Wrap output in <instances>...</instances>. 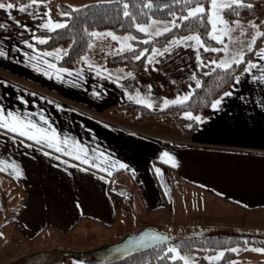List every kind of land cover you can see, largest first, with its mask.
<instances>
[{
  "label": "crops",
  "instance_id": "1",
  "mask_svg": "<svg viewBox=\"0 0 264 264\" xmlns=\"http://www.w3.org/2000/svg\"><path fill=\"white\" fill-rule=\"evenodd\" d=\"M51 1L30 5L24 12L12 9L11 15L9 10L0 9V23L7 22V27L0 28V49L6 53L0 54V104L21 114L27 112L38 124L55 128L61 139L67 136L69 145L73 141L86 145L87 158L92 163L0 128V158L16 161L24 172L17 177L11 167L5 171L0 166V174L5 176L11 195L17 199L16 205H8L4 195L7 215L0 207V233H3L0 264L5 261V230L8 237L18 235L34 244L48 228L66 232L82 217L106 224L123 212L128 216L141 213L137 216L141 226L161 231L171 240L210 235L264 237L261 67H254L251 72L243 69L240 81L233 79L225 90H231L232 95L224 98L219 109L211 108L206 115L209 119L199 121L187 140L180 139V130L169 117H145L133 125L132 116L117 106L139 103L143 98L152 101L151 109H160L165 97L174 99L191 91L196 86L192 75L201 66L197 52L203 61L204 47H193L194 41H186L187 47L173 44L168 51L165 46L171 38L163 46L155 47L159 51L153 53L151 48L145 64L131 72V76L122 66L106 63V57L120 51H101L93 58L88 50L76 65L61 66L55 54L47 55L53 50L37 47L32 39L37 31H48L39 27L47 16L46 10H55L62 2ZM12 16L21 24H16ZM249 19L239 20L240 24L230 21L235 35L231 38L224 35L223 42L215 40L220 43L221 51L212 60L231 57L241 49L247 51L245 45L258 30L248 24ZM23 24L29 27L24 28ZM241 28L246 31L241 32ZM25 39L29 44L23 43ZM229 42L232 48L228 46L226 53L223 49ZM32 44L36 47H31ZM149 56L155 60L149 61ZM258 59L255 54L253 61ZM45 61L73 71L61 73L57 78ZM48 71L52 74L47 75ZM40 114L47 116V121H41ZM13 135L17 137L15 140ZM41 148L45 151H40ZM165 151L176 157V164L159 158ZM104 155L108 156L107 160L103 159ZM119 161L128 167L113 166ZM95 163L101 167H93ZM156 168L161 169L159 174ZM140 228L133 223L126 228L129 231L123 232L134 234ZM175 230L179 235L170 237ZM121 234L115 238L109 236L106 242H116ZM248 245H239L231 262L264 264V253L254 250L260 246L251 244L253 247L249 248ZM43 253L32 252L31 262L84 264L86 261L84 257L58 260L54 254ZM215 253L216 250L209 254ZM110 255L109 258L118 256L116 252ZM21 257L26 258V254ZM94 259L101 260L97 256ZM196 264H200V258Z\"/></svg>",
  "mask_w": 264,
  "mask_h": 264
},
{
  "label": "trees",
  "instance_id": "2",
  "mask_svg": "<svg viewBox=\"0 0 264 264\" xmlns=\"http://www.w3.org/2000/svg\"><path fill=\"white\" fill-rule=\"evenodd\" d=\"M29 0H11L15 4L28 2ZM8 2V0H4ZM196 2L205 3L206 0H112L95 1L86 3L76 8L70 7L67 3L61 2L58 9L51 10L54 20H67L61 28L48 31H37L35 36H47L49 39L41 42L36 40L37 47L45 50L61 49V59L57 60L61 66H72L80 62L81 56L87 51L92 39L93 31L111 30L117 34L130 32L133 39L130 42L135 45L132 49H126L106 58L108 65H120L129 72L139 70L146 62L147 54L151 48L163 46L173 37L183 36L190 32H198L204 39L205 44L213 48H220V43L208 37L206 32L209 30V22L206 17L203 21L196 18L182 20L181 16L186 12V7L194 5ZM251 3V8L234 6L235 11H224L225 19L246 20L252 18L260 25L259 31H264V0H245ZM125 4L127 8L125 9ZM128 12L126 16L124 13ZM62 12H71L70 16L61 15ZM236 13H239L238 15ZM135 17V19H133ZM178 19L177 23L167 32L155 35L148 40L146 33L136 29V23L147 22L150 19ZM264 43V37H257L253 50L245 51L246 60H253L258 49ZM148 51L140 56V59H133L139 55L140 50ZM219 52H201L204 63L196 70V78L200 81L199 85L191 90V96L183 103L168 104L160 109H151L139 103L126 102L117 107L132 116L130 123L137 124L145 117L159 118L169 117L179 128L180 139L187 140L198 121L182 115L185 111H192L194 114L206 116L211 112L210 102L221 92L225 91L234 79L235 73H240L246 66L232 64L231 68L223 69L217 65L210 64ZM192 127L189 128L188 125ZM0 207L7 215L8 208L4 204V194L0 193ZM179 250L196 252L200 257V264H230L234 253L226 251L219 261H207L204 257L206 253H212L216 249H231L233 245L253 244L264 247L263 236H238V235H210V236H187L171 240ZM165 244L152 246L146 249L126 253L123 256L107 260L84 261V264H182L179 259L172 261L168 259L169 253L162 250L167 248Z\"/></svg>",
  "mask_w": 264,
  "mask_h": 264
},
{
  "label": "snow or ice",
  "instance_id": "3",
  "mask_svg": "<svg viewBox=\"0 0 264 264\" xmlns=\"http://www.w3.org/2000/svg\"><path fill=\"white\" fill-rule=\"evenodd\" d=\"M207 2V7L205 6V3H200L196 2L194 6L192 7H186V15L181 16L182 20H188L190 17L191 18H196L201 21L206 17L207 21L210 24V30L206 32V35L214 40L221 41L223 42V37L224 35H229V38H231L230 35V21L225 19L224 17V11L229 10V11H235L234 6H239V7H245V8H251L252 5L251 3H245V0H206ZM44 3V0H29L28 4L25 3H19L15 4L11 2V0H8V2H4V0H0V9H6L9 10V15H11V10L18 8L20 11L24 12L27 11L29 6H36L39 4ZM149 4H151V0H149ZM70 7L76 8L77 6L72 5ZM127 8V5L125 4V9ZM47 16L43 20V23L39 25L41 28H46L50 31L55 30L57 28L63 27L65 24H67V20L60 21V20H54L51 16V9H47ZM126 16L128 15V12L125 11L124 13ZM237 15L239 13H236ZM61 15L63 16H70L71 12H62ZM12 18L15 20L16 24H21V21L19 19H16L14 16ZM135 19V17H133ZM160 23L159 21L152 20L150 23H136L134 27L136 29H139L141 32L148 33L150 31V26L153 24H158ZM235 24H240L241 21L236 20L234 22ZM172 25L176 24L175 19L171 22ZM248 24L252 25L254 29H259L260 25L254 23V21H248ZM7 27V22L5 23H0V28ZM22 27L28 28L29 26L27 24H23ZM169 31V27H163L157 29L155 32L156 35H160L162 32H167ZM241 32L246 31V29L241 28ZM105 33H101L98 31H93L92 35L93 36H103ZM106 34L111 36L113 40H118L120 41L119 48L121 51H123L125 48L127 49H132L135 47L134 44L129 43V39H133L131 37V34H125V37H120L117 35V33L111 31V30H106ZM264 37V31H259L257 30L255 34H253L250 37V42L245 45L247 50L251 52L253 50V45L255 44L257 37ZM151 36H147L146 39L151 40ZM32 39L34 40H39L41 42L49 39L47 36H33ZM186 41H194L195 43L192 45L193 47H198V46H203L205 51H215L219 52L221 51L220 48H213L210 45L205 44L204 39L201 37V35L198 32H190L188 35L183 36V37H173L172 41L169 42L165 46V48L168 51L172 50V45L173 44H184L186 47L188 46L185 42ZM24 44H29V40L25 39L23 40ZM91 46V45H89ZM31 47L35 48V44H32ZM39 51V50H37ZM61 49H55L53 52L47 53V55H53L55 54V58L57 60L61 59L60 52ZM148 50L143 49L140 50L139 55L134 56L133 59H140V56H143ZM159 51L155 47L152 48V52L155 53ZM224 52H228L229 49L227 46L224 47L223 49ZM0 54H6L3 49H0ZM163 54V52H161ZM256 54L260 57L258 60H251L248 59L246 60V54L243 49L235 52L231 57H223L221 60H211L209 61L210 64H216L220 68L223 69H229L231 68L232 64L235 63L237 65L241 64L243 61L244 64L246 65L244 67L245 72H251L254 67L260 66L262 71L259 76V79H264V64L261 62L264 61V47L256 49ZM84 59V58H82ZM155 57L154 56H149V61H154ZM197 60L200 61V64H203V61L200 58L199 52H197ZM49 65V68L52 71H55L57 78H60V74L64 72H70L73 71L68 68H59L57 65L51 61H45ZM200 66V65H198ZM33 67H38L37 65L33 64ZM39 70V69H38ZM47 75H51L52 72L48 71L46 72ZM128 75H133V73L129 72ZM242 73H235L234 79L236 82H239L241 79ZM192 78L196 80V84L199 85L200 81L196 79L195 73H193ZM253 79H257V77L253 76ZM235 87V85H233ZM191 88V86H190ZM127 92V90H126ZM139 95V93H137ZM232 95L231 90L229 91H223L221 92L215 99H213L210 102V107L212 109H219L222 106L224 98L227 96ZM191 96V91L185 92L183 95H177L174 99H168L167 97L164 98L163 103H161L160 107H166L168 104H175V103H183L189 99ZM131 98V97H130ZM21 100H23V97H20ZM139 103L147 105L149 108L153 106L152 101L150 99H139ZM57 107H60L58 104ZM183 116L189 117L195 121H202V120H207L209 117L207 116H202L200 114H194L192 111H185L182 113ZM47 116L40 114V120L41 121H47ZM189 128L192 127L191 124L188 125ZM0 128L9 130L12 133H17L22 135L23 137L30 138L32 141H36L38 143H46L48 147L56 149L58 152H65L67 151V154L69 156H75L76 159L81 160L84 163H89L91 164L92 161L91 159L87 158V153L88 149L87 146L84 144H81L79 141H73L71 145H69V141L67 136H65L63 139L60 138V136L57 134L56 129L52 127H45L41 124H38L35 120H33L27 112L24 114H21L19 112H16L14 110H8L0 104ZM17 137L15 135L12 136V139L15 140ZM28 147H31V145H27ZM40 151L44 152V148H41ZM46 155H53L52 152H46ZM57 159H62V157L57 156ZM160 159L165 160L167 163L170 164H176V157L165 151L160 154ZM99 159V157H98ZM104 160L108 159L107 155H104L103 157ZM65 163H70V161H65ZM118 164L119 167L126 168L128 167L124 162L119 161L115 162L113 166H116ZM0 166H4V170L7 171L8 167L12 168V174L19 177L24 175V172L22 170V167L16 162V161H11L8 162L4 160L3 158H0ZM79 167V165H77ZM95 168H100L101 164L100 163H95L93 165ZM87 171V169H84ZM104 171H108V168H104ZM156 172L159 174L161 172L160 168H156ZM101 179H105V177H100ZM0 235H3V233H0ZM163 235L160 233L153 232L150 235L149 234H141L140 240L137 241V243L143 242L145 239H153V240H160L163 239ZM239 245L236 247L229 249H219L216 251L215 255H208L206 256V259L208 261H219L223 258L224 253L226 251H231L233 253H236L239 249ZM249 248H252L253 246L251 244L248 245ZM257 252L264 253V247L260 248H255L254 249ZM164 253H169L168 259L172 261H176L177 259L182 260L183 264H196V261L192 259V257L188 254L181 255V252L178 250L177 246L175 245H169L167 248H164L162 250V255ZM193 255H195L193 253ZM77 264H82V262H77ZM230 264H235V261L230 262Z\"/></svg>",
  "mask_w": 264,
  "mask_h": 264
},
{
  "label": "rangeland",
  "instance_id": "4",
  "mask_svg": "<svg viewBox=\"0 0 264 264\" xmlns=\"http://www.w3.org/2000/svg\"><path fill=\"white\" fill-rule=\"evenodd\" d=\"M57 1H62L70 6L72 5L81 6L86 3L95 2V1H112V0H57ZM207 6L208 5H206V7ZM186 14L187 13L185 12L182 16ZM152 20L159 21L160 23L151 25L150 31L146 33L145 38L147 36H151V37L155 36L156 35L155 32L159 28L169 27L170 29L174 26L171 24L174 18L150 19L149 21L143 23H150V21ZM249 20L255 22V20L252 18H250ZM175 21L177 23L178 19L177 20L175 19ZM234 31H235L234 29L232 30L230 28V35L232 34L235 35ZM98 32L105 34L103 36L92 35V39L89 43V45L91 46H88L87 49V51L90 50L89 51L90 57L95 58L99 56L101 51H106V53L113 51L114 52L121 51L119 48L120 41L113 40L111 36L106 34V31H98ZM125 34H131V33L124 32L122 34H117V35L120 37H125ZM128 42L131 43L130 39L128 40ZM228 46L232 48V44H230V42L229 44H227V47ZM126 49L127 48H125L124 50ZM0 193H3L5 195V199H7L8 205H16L17 199L13 198V196L11 195L12 193L9 190V184L7 180H5V176L1 174H0ZM140 215L141 213H134V214L131 213V215L128 216V214H124L123 212L121 215L116 216L112 221H109L106 224L103 222H98L91 218L82 217L80 220L75 222L71 226V228H69L66 232L54 230L52 228L46 229L44 232H42L41 236L36 239L34 244L29 241L26 242L23 241V239L18 237V235L8 237L9 233L5 230V261L2 264H35L31 262V258H32L31 253L39 252L40 250L44 252L43 255H48L47 253L56 255L58 257V260H60V257L63 259H66L68 257L71 258L84 257L83 259H85L86 261H97L96 259H94V256H97L98 259H102V258L108 259L109 257H111L110 255L111 251L109 249L110 246H107V244L111 245L112 243L115 242L114 241L107 243L106 241L108 237L110 236L115 238L117 235H119V233H123L121 234L120 238L116 240V242L121 240L125 235L131 234L123 231H129L126 230V228L128 227V225L130 226L133 223H136L138 227H141L140 229L144 228L143 226L140 225L141 221H139L137 218V216ZM132 231L133 230H131L130 232ZM171 233L172 234H170L171 235L170 237H177V235H179L178 232H176V230ZM169 245H173V244L168 243L166 247H168ZM219 249H223V248H219ZM219 249H216V251ZM179 251L181 252V255L184 254L190 255L192 259H194L195 261L199 260L200 258L199 254L196 252H192V251L187 252L182 250ZM23 253L26 254V258L21 257ZM193 253L195 255H193ZM116 254H118L119 256L118 252H116ZM208 255L211 254H204V257L206 258V256ZM114 256L113 258H115ZM1 258L2 257H1V249H0V259ZM181 263L183 264L182 260Z\"/></svg>",
  "mask_w": 264,
  "mask_h": 264
},
{
  "label": "water",
  "instance_id": "5",
  "mask_svg": "<svg viewBox=\"0 0 264 264\" xmlns=\"http://www.w3.org/2000/svg\"><path fill=\"white\" fill-rule=\"evenodd\" d=\"M153 232L162 234L164 238L160 239V240L145 239L143 242L137 243V241L140 240L141 234H149L150 235ZM170 241H171V239L168 237V235L161 232V231H158V230L153 229V228H142V229L138 230L136 233L127 234L118 242H115V243H113L111 245H107V246H110L109 249L111 252H118L119 256L121 257L126 253H131V252L146 249V248H149L152 246L165 244V243H168Z\"/></svg>",
  "mask_w": 264,
  "mask_h": 264
}]
</instances>
